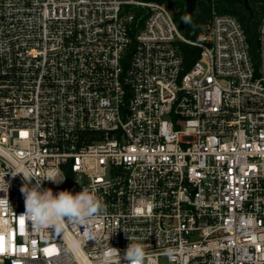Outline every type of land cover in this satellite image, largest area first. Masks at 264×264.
Returning a JSON list of instances; mask_svg holds the SVG:
<instances>
[{
	"label": "built area",
	"instance_id": "1",
	"mask_svg": "<svg viewBox=\"0 0 264 264\" xmlns=\"http://www.w3.org/2000/svg\"><path fill=\"white\" fill-rule=\"evenodd\" d=\"M217 1L190 41L155 1L0 0V264H76L21 216L17 167L103 198L79 264L129 242L159 264H264V19L254 61Z\"/></svg>",
	"mask_w": 264,
	"mask_h": 264
},
{
	"label": "clouds",
	"instance_id": "2",
	"mask_svg": "<svg viewBox=\"0 0 264 264\" xmlns=\"http://www.w3.org/2000/svg\"><path fill=\"white\" fill-rule=\"evenodd\" d=\"M183 23H190V17L185 15ZM22 174L24 181L20 191L25 198V212L27 218L36 230H50L62 237L63 251L70 255L76 264H79L84 253V248L88 241H97L98 236L92 229V225L106 214V205L103 198L94 188L84 187L82 191L73 194L71 191L63 190L54 194L52 189H42V181L49 180L60 183L64 179H57L59 172L56 170L47 171L42 179H36L32 172L23 167H17L11 172L13 177ZM4 177H0V182L7 185ZM35 178V185L29 187L31 180ZM3 192V191H2ZM8 198L6 193L0 198V207H7ZM83 228V231H81ZM129 239V237H128ZM138 239V238H137ZM109 240V238H108ZM170 261L177 258V253L173 249L166 251ZM159 264L157 256L150 255L141 242H129L123 256L120 250L108 247L101 253L99 264Z\"/></svg>",
	"mask_w": 264,
	"mask_h": 264
},
{
	"label": "trees",
	"instance_id": "3",
	"mask_svg": "<svg viewBox=\"0 0 264 264\" xmlns=\"http://www.w3.org/2000/svg\"><path fill=\"white\" fill-rule=\"evenodd\" d=\"M157 3H165L172 6L175 13L172 18L180 34L187 40L197 41L201 34L202 26L207 20L210 12V5L206 1L195 2L196 10L189 13L182 0H146ZM213 9L218 15H229L234 17L240 24L251 58L257 61L258 50V28L264 19V0H218L214 3ZM137 15L143 13V9L136 10ZM187 15L190 23L185 24L182 18ZM141 23V22H140ZM139 23V24H140ZM179 51L183 56L184 64L189 66L198 56V49L187 44L179 43Z\"/></svg>",
	"mask_w": 264,
	"mask_h": 264
},
{
	"label": "rangeland",
	"instance_id": "4",
	"mask_svg": "<svg viewBox=\"0 0 264 264\" xmlns=\"http://www.w3.org/2000/svg\"><path fill=\"white\" fill-rule=\"evenodd\" d=\"M182 1L184 2V5H185V7H186V9L188 11V0H182ZM163 4H165V3H163ZM165 5L168 7V9L170 10L171 14L173 15L175 13L174 8L172 6H170L169 4H165ZM195 10H196V7H195V3H194V5L191 8V12H189V13H192Z\"/></svg>",
	"mask_w": 264,
	"mask_h": 264
},
{
	"label": "water",
	"instance_id": "5",
	"mask_svg": "<svg viewBox=\"0 0 264 264\" xmlns=\"http://www.w3.org/2000/svg\"><path fill=\"white\" fill-rule=\"evenodd\" d=\"M197 1H207V0H188V12H191V8Z\"/></svg>",
	"mask_w": 264,
	"mask_h": 264
}]
</instances>
